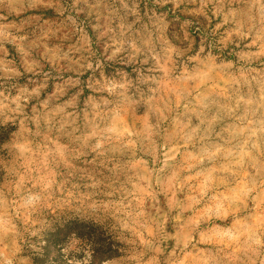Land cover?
Here are the masks:
<instances>
[{
  "label": "rangeland",
  "instance_id": "obj_1",
  "mask_svg": "<svg viewBox=\"0 0 264 264\" xmlns=\"http://www.w3.org/2000/svg\"><path fill=\"white\" fill-rule=\"evenodd\" d=\"M0 264H264V0H0Z\"/></svg>",
  "mask_w": 264,
  "mask_h": 264
},
{
  "label": "trees",
  "instance_id": "obj_2",
  "mask_svg": "<svg viewBox=\"0 0 264 264\" xmlns=\"http://www.w3.org/2000/svg\"><path fill=\"white\" fill-rule=\"evenodd\" d=\"M95 255H96V253H95Z\"/></svg>",
  "mask_w": 264,
  "mask_h": 264
}]
</instances>
